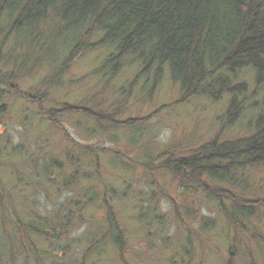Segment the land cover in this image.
Segmentation results:
<instances>
[{
  "label": "rangeland",
  "instance_id": "rangeland-1",
  "mask_svg": "<svg viewBox=\"0 0 264 264\" xmlns=\"http://www.w3.org/2000/svg\"><path fill=\"white\" fill-rule=\"evenodd\" d=\"M53 34L45 35L50 47L42 52H13L27 53L24 71L16 68L18 57L0 60V77L12 73L13 89H6L21 93L2 97L0 139L23 148L18 153L0 143V189L6 195L0 226L13 233L12 219L25 223L32 207L39 216L56 214L60 238L53 245L38 239L22 244L6 235L5 248L13 254L4 264H264V168H245L247 188L240 190L205 174L196 180L189 171L182 180L164 164L191 157L211 141L246 136L258 110L254 101L263 93L251 95L250 75L241 71L234 79L247 91L238 117L228 119L229 95L182 101L167 66L154 82L152 70L142 73L140 62L128 56L110 78V68H102L110 50L101 48L79 53L62 67L60 39L50 41ZM38 94L40 102L33 100ZM66 103L85 113L57 115L54 110ZM128 119L131 127L122 125ZM215 189L256 200L249 204L252 217L228 199L219 205ZM85 193L96 199L79 201ZM22 208L27 216L20 215ZM72 213L85 223L68 227ZM232 213L235 222L229 221ZM203 217L210 229L202 227ZM117 224L126 237L122 254L100 239V230ZM44 233L54 237L48 228ZM89 236L93 244L84 258L82 244ZM48 249L54 258L44 253Z\"/></svg>",
  "mask_w": 264,
  "mask_h": 264
},
{
  "label": "trees",
  "instance_id": "trees-1",
  "mask_svg": "<svg viewBox=\"0 0 264 264\" xmlns=\"http://www.w3.org/2000/svg\"><path fill=\"white\" fill-rule=\"evenodd\" d=\"M49 30L54 31L50 41L60 39L62 67L79 53L101 48L110 50L102 63V68H110V78L118 73L128 56L140 62L142 73L152 70L154 82L162 78L163 68L167 66L171 80L181 89L182 101L197 95L211 100L223 94L229 95L228 119L238 117L241 112L239 100L245 98L247 91L244 82L234 83V79L240 77L241 71L247 72L254 83L251 95H259L258 90L263 93L261 99L254 101L257 107L253 109L258 110L246 136L223 143L211 141L191 157L175 159L171 165L169 161L164 164L182 180L185 172L189 171L188 175L196 180L205 174L209 179L232 188L238 186L240 190L247 188L245 168H264V0H0V60L18 57L21 63L16 64V68L24 71L27 53L18 56L13 52L18 49L30 52H34V48L40 52L47 49L50 42L45 35ZM11 77L12 73L6 79L0 77V115L6 113L2 97L8 93H20L16 87L12 90ZM6 86H12V89H6ZM41 97L38 94L33 96V100L40 102ZM54 112L57 115L85 113L82 107L68 103ZM130 120L122 125L133 124ZM0 140L5 147L16 148L21 153V145H14L5 137ZM95 150L92 152L94 156ZM15 178L19 180L21 177ZM86 191L92 192L91 189ZM213 193L219 205L228 199L235 202L232 207H237L244 217H252L253 209H249V204L256 200L238 198L232 191L215 189ZM5 197V192L0 189V208L6 206ZM93 197L91 193H85L78 200L91 203L96 199ZM78 202L76 200V204ZM23 210H20L21 216ZM73 215L66 217L68 227L85 223L81 214ZM28 216L25 223L20 222L22 218L12 219L13 233L8 232L9 227L4 224L0 226V245L3 244L0 264L13 254L5 248L6 235L22 244L26 241L34 244V239H38L53 245L60 238L55 228L60 219L55 213L48 217L39 216L31 207ZM235 220L233 213L229 215V221ZM206 221L208 218L201 219L202 227L210 229ZM46 228L54 233L53 238L45 235ZM99 232L100 239L108 241L122 254L126 237L118 224ZM91 237L82 244L84 258L93 244ZM44 253L48 258L55 257L50 249ZM232 254L230 251L229 256Z\"/></svg>",
  "mask_w": 264,
  "mask_h": 264
}]
</instances>
